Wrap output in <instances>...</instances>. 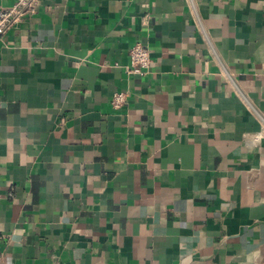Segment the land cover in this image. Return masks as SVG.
Here are the masks:
<instances>
[{
    "label": "crops",
    "instance_id": "crops-1",
    "mask_svg": "<svg viewBox=\"0 0 264 264\" xmlns=\"http://www.w3.org/2000/svg\"><path fill=\"white\" fill-rule=\"evenodd\" d=\"M262 259L264 0H37L5 30L0 264Z\"/></svg>",
    "mask_w": 264,
    "mask_h": 264
},
{
    "label": "built area",
    "instance_id": "built-area-1",
    "mask_svg": "<svg viewBox=\"0 0 264 264\" xmlns=\"http://www.w3.org/2000/svg\"><path fill=\"white\" fill-rule=\"evenodd\" d=\"M37 0H13L7 6H0V36L5 30L21 21L25 15L33 14L36 10ZM129 73L144 75L148 69L151 59L149 51L141 42L134 43L129 49ZM127 95L124 92L112 94L110 103L113 107L125 104Z\"/></svg>",
    "mask_w": 264,
    "mask_h": 264
},
{
    "label": "water",
    "instance_id": "water-1",
    "mask_svg": "<svg viewBox=\"0 0 264 264\" xmlns=\"http://www.w3.org/2000/svg\"><path fill=\"white\" fill-rule=\"evenodd\" d=\"M236 264H264V259L256 263H236Z\"/></svg>",
    "mask_w": 264,
    "mask_h": 264
}]
</instances>
